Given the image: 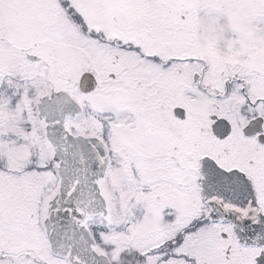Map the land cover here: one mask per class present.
<instances>
[{
  "label": "snow or ice",
  "instance_id": "6c2138e0",
  "mask_svg": "<svg viewBox=\"0 0 264 264\" xmlns=\"http://www.w3.org/2000/svg\"><path fill=\"white\" fill-rule=\"evenodd\" d=\"M0 264H264V0H0Z\"/></svg>",
  "mask_w": 264,
  "mask_h": 264
}]
</instances>
